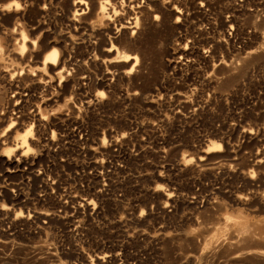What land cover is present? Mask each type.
<instances>
[{
  "label": "rangeland",
  "instance_id": "374dc122",
  "mask_svg": "<svg viewBox=\"0 0 264 264\" xmlns=\"http://www.w3.org/2000/svg\"><path fill=\"white\" fill-rule=\"evenodd\" d=\"M263 61L264 0H0V264H264Z\"/></svg>",
  "mask_w": 264,
  "mask_h": 264
},
{
  "label": "built area",
  "instance_id": "2783aa9c",
  "mask_svg": "<svg viewBox=\"0 0 264 264\" xmlns=\"http://www.w3.org/2000/svg\"><path fill=\"white\" fill-rule=\"evenodd\" d=\"M239 88L243 103H251V105L244 108L241 114L243 145L246 146L256 139L262 143L264 154V61L257 67L250 69L247 77L240 83ZM249 113L255 115L260 122L254 124L251 121H244ZM41 159V157L38 159L37 165ZM40 174L41 172L37 168L36 175L40 177Z\"/></svg>",
  "mask_w": 264,
  "mask_h": 264
},
{
  "label": "bare ground",
  "instance_id": "6f19581e",
  "mask_svg": "<svg viewBox=\"0 0 264 264\" xmlns=\"http://www.w3.org/2000/svg\"><path fill=\"white\" fill-rule=\"evenodd\" d=\"M95 4V3H94ZM107 5H109V2H103V4H102V7L104 8V7H106ZM57 60H58V57H57V54L55 53V52H52L51 54H50V56H49V60H47V63L48 64H50V65H52V67L53 68H55L56 66H57ZM18 79V78H17ZM28 79V78H27ZM19 83H20V81H19ZM43 84V83H42ZM19 85V84H18ZM27 92V91H26ZM2 100V99H1ZM1 102V101H0ZM2 103V102H1ZM22 118V117H21ZM7 131H10V129H8ZM21 144H22V147L21 148H27V146H26V144H27V139H26V137L22 140V142H21ZM222 145L221 144H219V143H217V144H215L214 146H213V150L211 151V152H213V153H222ZM264 229V228H263ZM246 238H248V236L246 237ZM252 240V239H251ZM254 240V239H253Z\"/></svg>",
  "mask_w": 264,
  "mask_h": 264
}]
</instances>
